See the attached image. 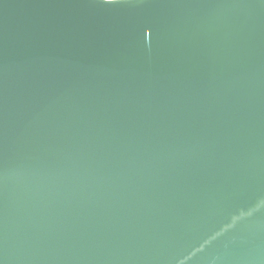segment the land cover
<instances>
[{"label": "water", "instance_id": "obj_1", "mask_svg": "<svg viewBox=\"0 0 264 264\" xmlns=\"http://www.w3.org/2000/svg\"><path fill=\"white\" fill-rule=\"evenodd\" d=\"M0 264H264V0H0Z\"/></svg>", "mask_w": 264, "mask_h": 264}]
</instances>
